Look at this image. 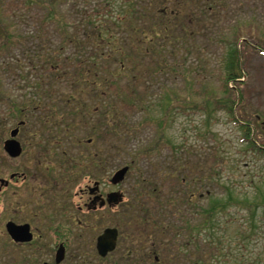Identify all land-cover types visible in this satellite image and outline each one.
I'll list each match as a JSON object with an SVG mask.
<instances>
[{
    "label": "rangeland",
    "instance_id": "rangeland-1",
    "mask_svg": "<svg viewBox=\"0 0 264 264\" xmlns=\"http://www.w3.org/2000/svg\"><path fill=\"white\" fill-rule=\"evenodd\" d=\"M132 1L142 36L112 18L125 0H0V150L24 120L26 149L61 137L85 168L79 179L129 166L114 187L128 209L109 218L118 247L102 259L87 235L80 264H264V0ZM100 28L114 36L100 40ZM239 69L224 92L223 75Z\"/></svg>",
    "mask_w": 264,
    "mask_h": 264
},
{
    "label": "flooded vegetation",
    "instance_id": "flooded-vegetation-1",
    "mask_svg": "<svg viewBox=\"0 0 264 264\" xmlns=\"http://www.w3.org/2000/svg\"><path fill=\"white\" fill-rule=\"evenodd\" d=\"M25 124L20 125L15 137L11 135L15 128L10 130L0 150V160L6 157L11 161L6 169L0 168V264H64L67 261L80 264L82 239L89 235L98 253V237L107 228H117L111 225L109 218L127 205L125 193L114 190L120 184L113 182L115 172L99 178L79 179L81 168H85L70 153L69 146L58 139L61 137H53L54 144L34 142L26 149L28 145L18 138ZM55 131L54 134L62 136L61 131ZM72 131L74 129L67 128L63 134L70 135ZM41 132L46 130L33 135ZM12 138L20 143L19 155L13 156L5 149L6 141ZM54 148L61 149L59 156ZM23 155L26 161L16 163ZM99 159L93 156L92 160L101 163L102 156ZM85 166L89 169V165ZM114 192L122 194V200L117 203L113 201ZM117 229L119 242L120 230ZM114 251L105 257L98 255L106 259Z\"/></svg>",
    "mask_w": 264,
    "mask_h": 264
},
{
    "label": "trees",
    "instance_id": "trees-1",
    "mask_svg": "<svg viewBox=\"0 0 264 264\" xmlns=\"http://www.w3.org/2000/svg\"><path fill=\"white\" fill-rule=\"evenodd\" d=\"M45 1H47V2H50V3H52L53 1H55V0H45ZM59 1V0H58ZM125 4H127V6H128V9L126 10V13H122V14H120V13H118L117 14V16L116 17H114V16H112V18H114V21L117 23V24H125L126 23V18L128 17L130 20H129V22H128V26H129V30H130V34L132 35V36H134L135 34L137 35V36H142L141 35V31H142V28L141 27H138L137 25H138V19H137V15H136V11H135V4H134V1H132V0H125ZM162 14H164V16H166V13H165V11H164V7H163V9L160 11ZM56 13L54 12V15H55ZM57 18H58V16H54V19L55 20H57ZM87 21H88V23H93L92 21H91V18H90V14H88V16H87ZM141 28V29H140ZM139 29H140V32H139ZM158 29H160V24H157L156 25V27L153 29V31H154V33H155V36H157V32H159V30ZM106 29L105 28H100L99 30H98V34H97V36L98 37H100V40H102V39H104L105 37L104 36H114V34H113V32L112 31H110V30H108V32H106L105 31ZM169 32H170V30L168 31V29H166L165 27H163V33L165 34V36H171L170 34H169ZM105 33H106V35H105ZM108 33V34H107ZM65 36H67V37H71V36H76V34H71V33H69V32H66L65 33ZM9 38V37H8ZM68 39V38H67ZM98 39V38H97ZM147 39V38H146ZM11 40L12 39H10L9 38V40H8V42L10 43L11 42ZM71 40V39H70ZM148 40H151V39H148ZM67 41V40H66ZM6 47H7V44H6ZM236 65H237V61L235 60V63H234V68L236 69ZM78 67H79V65H77ZM238 66V65H237ZM81 67H79V69H80ZM89 71V70H88ZM92 71V70H91ZM90 76L94 79L93 81H95L96 79H97V77L98 76H96L95 74H93L92 73V75L90 74ZM109 76H110V78H111V81H112V83L113 84H116L117 83V81L118 80H120L121 79V75H120V72L118 71V72H116V71H113V72H110L109 73ZM244 76V73L242 72V71H240V69L238 70V71H235V70H231V71H229L228 73H225L224 75H223V81H224V92H227V90L230 88V84L233 82V81H238V79L239 78H241V77H243ZM238 78V79H237ZM82 85H83V83H84V80H83V78H82ZM75 83L76 84H79V80L76 78V80H75ZM90 83H93V84H95V82H90ZM92 84V85H93ZM81 85V84H80ZM91 84L89 85V86H92ZM98 85V84H97ZM97 85H95V86H97ZM106 86V88H107V92H108V90H109V84H107V85H105ZM117 86V85H116ZM115 91H116V89H115ZM82 92H83V88H82ZM115 93V92H114ZM104 95L106 94V92L105 93H103ZM103 94H101V95H103ZM115 95L116 96H119L118 94H117V91H116V93H115ZM167 97H170L169 95H166ZM73 97H74V95H71L70 96V98L69 99H73ZM209 100H210V98H209ZM235 103V100H229V101H227L226 103H225V105H223V108L224 109H226V111H228L230 114H234V111H233V104ZM131 104H134L133 102H131ZM161 104H162V107H163V116L162 117H160V118H156V123H158L159 124V126H160V128L161 129H163L162 130V132L164 133V127L166 126V123H167V121L169 120V117H171L173 114H172V108H173V100L171 99V98H166L165 99V101H163V102H161ZM207 105V104H206ZM209 105V104H208ZM193 106H198V105H194L193 104ZM205 107L206 106H204L203 105V109H205ZM21 109H18V111H16V110H14V115L15 116H17L18 117V114H20L22 111H20ZM16 111V112H15ZM16 113V114H15ZM242 121L240 120V119H238V123H241ZM68 126H70V124H68ZM249 143L251 144V145H255V143H253L252 141H250L249 140ZM256 146V145H255ZM258 148H259V150H260V152H262L263 153V155H264V147L262 146V145H259V146H257ZM144 196H149V194H144ZM229 201V200H228ZM220 202V201H219ZM145 220V219H144ZM187 223V227H189L190 226V223L189 222H186ZM197 229H198V227L197 226H195ZM202 227V226H201ZM133 245V244H132ZM132 249H135V247L134 248H132ZM131 249V250H132ZM241 262V264L243 263L242 261H240ZM192 264H206V262L205 261H203V257H201V258H199V261H197V262H193ZM217 264H221V262H219V263H217ZM222 264H224V262L222 263Z\"/></svg>",
    "mask_w": 264,
    "mask_h": 264
},
{
    "label": "water",
    "instance_id": "water-1",
    "mask_svg": "<svg viewBox=\"0 0 264 264\" xmlns=\"http://www.w3.org/2000/svg\"><path fill=\"white\" fill-rule=\"evenodd\" d=\"M23 123L24 122H21V124ZM18 131H19V127L12 130L11 132L12 137H15L18 134ZM5 149L13 156L19 155L21 151L20 143L14 138L9 139L5 143ZM128 170H129L128 166H124L118 169L113 176L114 184H118L122 182ZM112 196L114 203H117L120 200H122V194L120 192H114ZM118 236H119V231L117 228L105 229V231L98 237V242H97L98 254L102 257H105L109 252L114 251L117 247ZM57 261L58 262L61 261L59 256L57 258Z\"/></svg>",
    "mask_w": 264,
    "mask_h": 264
}]
</instances>
